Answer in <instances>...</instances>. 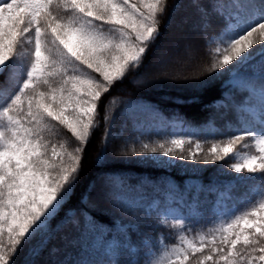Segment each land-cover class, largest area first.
<instances>
[{
  "label": "snow or ice",
  "instance_id": "6c2138e0",
  "mask_svg": "<svg viewBox=\"0 0 264 264\" xmlns=\"http://www.w3.org/2000/svg\"><path fill=\"white\" fill-rule=\"evenodd\" d=\"M187 6L195 13L192 29L203 36L205 48L217 46L205 67L196 55L199 45L184 43L190 66L176 72L180 44L165 40L160 23L164 18L167 27L166 14L179 8L175 0L171 7L168 0H0V75L11 74L0 82V89L8 90L0 91V264H16L26 248L24 264H40L57 237L77 250L75 259L49 264H96L98 253L116 256L121 251L129 254L127 264H141V256L144 264H264V202L198 242L181 236L179 246L153 259V237L139 221L122 219L142 212L148 221L153 204L130 195L131 186L123 179H109L104 149L110 129L102 134L95 158L99 177L87 184L81 177L100 104L114 86L127 81L141 97L163 88L191 94L176 104L219 89L221 95L213 100L229 107L225 101L232 90L245 92L256 106H236L247 115L240 116L232 139L222 148L213 144L203 162L223 161L237 142L250 138L255 153L236 154L238 162L231 168L251 174L242 180H264V0H188ZM210 31L217 35L209 36ZM26 44L34 46L30 69L12 88L9 81L20 68L17 54ZM140 107L160 112L158 106ZM54 129L67 130L77 146L70 151L54 143L48 136ZM186 143L201 150L199 141L180 137L142 143L131 154L164 168L174 167L177 159L198 162V151L183 154ZM174 202L192 212L199 195L181 191ZM163 222L147 226L155 231ZM133 235L139 239L133 241ZM57 252L53 247L48 255Z\"/></svg>",
  "mask_w": 264,
  "mask_h": 264
},
{
  "label": "trees",
  "instance_id": "16d2710c",
  "mask_svg": "<svg viewBox=\"0 0 264 264\" xmlns=\"http://www.w3.org/2000/svg\"><path fill=\"white\" fill-rule=\"evenodd\" d=\"M168 3L171 7L173 0H168ZM175 3L179 5V8L166 14V19L169 21L167 27L164 18L160 22L164 38L168 40L166 37L167 29L171 27L173 21L181 19L178 27L194 34L200 49L197 57L199 62L207 67L215 55L213 49L217 45L208 43L207 48H205L203 36L199 32L193 31L191 24L195 19V13L188 8V0H175ZM186 17L189 18L187 24L183 23ZM208 35L215 36L217 33L210 31ZM182 38L183 36L178 37L180 48L175 52V55L182 51L183 44L186 43ZM26 47L23 56L29 62L32 58L34 46L26 44ZM173 68L174 71H178L176 65ZM22 69H25V67L19 68L17 72L21 73ZM181 70L183 71V69ZM6 76H11V74L0 75V82H3ZM174 82L181 83L182 81ZM190 95V93L178 88H163L152 93H144L141 97L140 92L127 81L123 84L118 83L103 98L97 114L98 127L84 150L81 177L83 183L87 184L92 178L100 175L96 171L95 158L102 144V134L110 129V134L107 135V147L104 149L108 157L107 163L111 166L112 175L109 176V179L117 183L123 179L126 184L131 186L130 195L143 197L146 205L153 204L151 219L148 221L143 219L144 214L142 212L137 213L135 216L131 214L122 215V219L126 222L139 221L141 230L153 237L157 245L156 249L153 250V259L158 257L163 250H170L174 246H179L181 236L198 242L201 235L216 234V230L221 226V221L218 220L213 211L214 197L217 190L228 187L230 193L237 196L231 199L228 204V207H235V212L230 218L231 221L236 215H242L244 212L249 211L256 203L264 202V180L238 179L230 167L232 162L229 157H226L223 161L207 164L203 162L204 157L208 155V149L213 144L222 148L232 139L233 130L239 127L240 116L247 115L238 112L236 106L255 107V101L249 99L247 94L241 90H232L230 98L225 101L229 107H224L213 100L214 97L221 95L219 89H213L204 94L202 98L198 97L192 103L187 101L183 104L174 103L176 99ZM221 98L223 99L222 96ZM132 101L137 102V106L132 105L130 103ZM209 102H212V104ZM141 105L143 107L158 106L160 112L148 113L142 111ZM172 119L180 120L186 130L174 132L169 126V121ZM48 136L54 143H63L68 146L70 151L77 146L75 138L67 130L54 129L48 133ZM180 137L199 141L201 150H196L199 152L198 162L177 159L174 167L164 168L141 163L140 157L131 154L133 150L139 152L142 143L156 145ZM194 145L195 143H186L183 154L187 155L189 149L192 150ZM233 151L247 154L255 153L254 141L248 138L242 142H237ZM209 159L211 160V158ZM250 176L251 174L243 173L241 177ZM188 180L197 181L198 188L195 189L194 185L188 187L186 185ZM229 180L232 181L229 182ZM168 181L172 182V186H168ZM255 185L258 187L257 202L254 199L256 196L250 197L248 193L244 196L241 194L246 188ZM181 191L185 193V196L189 192L198 193L199 203L194 211L190 212L185 205L177 202H168L167 194L178 197ZM172 205L178 206L181 214L180 221L162 216V213ZM104 206L110 207L109 204ZM116 214L121 215L120 212ZM158 219L164 221L158 230L153 231L147 226ZM109 238L106 237L105 240ZM132 238L133 241L139 239L135 235ZM53 247L57 248L58 252L53 256H49L48 250ZM76 251L67 241L57 237L49 243L48 249L39 258L40 264H49L50 261H61L69 257L75 259ZM26 253L27 248L16 258V264H24ZM128 259L129 254L124 251L116 256L105 255L103 252L95 256L96 264H127ZM140 259L141 264H144V258L141 256Z\"/></svg>",
  "mask_w": 264,
  "mask_h": 264
},
{
  "label": "rangeland",
  "instance_id": "374dc122",
  "mask_svg": "<svg viewBox=\"0 0 264 264\" xmlns=\"http://www.w3.org/2000/svg\"><path fill=\"white\" fill-rule=\"evenodd\" d=\"M180 20L181 19L176 20V21H173V23L170 25L171 27H169L167 29L166 37L168 38V41H172L173 43H175V42L178 43L179 42L178 37H182L183 36L182 40H185L186 43L191 41V42L194 43V46L198 45V43L196 42V37L194 36V34H192L190 31L189 32L188 31H184V30H182L181 28L178 27V25L181 23ZM26 49H27V47L25 45L24 48H22L20 50V52L17 54V60H18V63L20 64V68L25 67V69H22L23 71L21 72L22 76H23L24 72H25V75H24L23 78H21L20 81H23V79L26 78V72H27V70L30 69V65H31V61H32V58H31L30 61L27 62L26 61L27 60L26 57L23 56V54L26 52ZM198 53L199 52H197L196 55H198ZM174 60H175L174 65H176V67L178 68V71L177 72L186 71L187 69L185 70V68H189V66H190L189 63H188V61H187L186 53L183 51V49L177 55L174 56ZM181 69H183V71ZM85 72L86 73L87 72H90V70L85 69ZM91 74L92 75H96L95 73H91ZM17 78L19 79V75H15L14 77H11V80H10L9 83L11 84V82H13L14 79H17ZM15 83L16 82L14 81V87H12V88H16V84ZM0 91H2L5 94H7V91L8 90L7 89H0ZM178 123L179 122H176L175 124H178ZM178 130H179V128L176 127L175 130H174V132H177ZM192 150H195V151L197 150L195 148V145L192 147ZM236 154L245 155L247 153H240V152H237V151H233V154H230L228 156L230 158L231 162H232L231 164L238 162V160L236 158ZM230 167H231V165H230ZM233 172H234L235 175H237V178H240L243 175V173H240V174L235 173L234 170H233ZM244 173H246V172H244ZM230 181H232V180H229V182ZM169 185H172L170 181H169ZM252 192H255V193L257 192V186H254L252 188ZM226 195H227V192H225V191H218L217 194H216V196H215L216 201H217V205H216L217 213L221 217V220H220L221 221V226H223V225H225V224H227V223H229L231 221V219L228 218V215L230 213H232L233 210H234L233 207H231V208L224 207L223 208V206H224L223 200L227 197ZM230 197L232 198L233 196L230 195ZM167 198H168V202L169 203H172L174 201H178V197H174L171 194H167ZM165 213L168 214L167 217L165 216ZM165 213H162V216L165 217V218L172 219L173 217H176L177 219H180V213H179V210H178V207L177 206H174V205L169 206L168 210ZM164 251H168V250H163L160 253V255L158 257L154 258V259H159V257L161 255H163V252Z\"/></svg>",
  "mask_w": 264,
  "mask_h": 264
}]
</instances>
